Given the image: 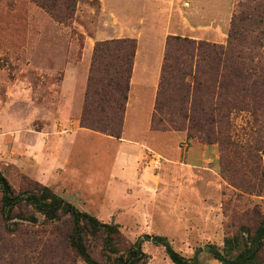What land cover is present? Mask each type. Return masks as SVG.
<instances>
[{
    "label": "rangeland",
    "instance_id": "obj_1",
    "mask_svg": "<svg viewBox=\"0 0 264 264\" xmlns=\"http://www.w3.org/2000/svg\"><path fill=\"white\" fill-rule=\"evenodd\" d=\"M72 10L67 17L36 0H0V174L15 192L48 186L101 222L116 224L131 244L143 238L146 264H173L151 240L157 236L195 264H223L215 254L234 256L264 218V140L256 143L259 127L249 113H232V141L262 146L256 151L262 174L248 145L224 152L186 130L152 127L150 108L140 106L134 91L121 138L86 128L74 133L68 124L78 119L80 127L97 42L133 38L142 65L149 75L159 70L160 78L167 37L226 46L234 16L249 17L236 21L247 35L236 46L257 50L253 36L264 31V0H77ZM64 141L71 142L67 162L55 167L51 153ZM153 157L160 158L158 168ZM1 190L0 181V199ZM36 216L37 223L14 217L20 223L15 233L0 219V264H85Z\"/></svg>",
    "mask_w": 264,
    "mask_h": 264
},
{
    "label": "trees",
    "instance_id": "obj_2",
    "mask_svg": "<svg viewBox=\"0 0 264 264\" xmlns=\"http://www.w3.org/2000/svg\"><path fill=\"white\" fill-rule=\"evenodd\" d=\"M36 1L50 13L59 11L68 17L77 0ZM248 18L246 15L232 18L226 46L188 36L167 37L151 126L167 125L174 130H186L190 138L217 143L224 152L248 145L247 155L254 158L257 174H262L258 165L262 146L238 145L231 135V115L240 110L249 113L258 124L256 143L264 140V125L259 122H264V64L261 63L264 31L253 36V41L259 45L257 50L240 49L235 44L238 39L247 37L246 32L238 30L236 21L243 23ZM135 52L136 42L129 37L96 43L80 127L121 138ZM0 181V219L7 232L15 233L20 227L19 222L11 221L14 217L37 223L36 213H39L44 224L50 226L55 241L68 244L85 264L147 263L148 255L141 248L143 238L129 243L116 224L101 222L46 185L30 184L15 192L2 174ZM234 239L237 242L236 237ZM151 240L164 246L173 264H195L175 251L166 238L157 236ZM232 241L227 239L226 243ZM214 258L223 264H264V218L258 221L254 234H248L247 241L234 256L215 254Z\"/></svg>",
    "mask_w": 264,
    "mask_h": 264
},
{
    "label": "crops",
    "instance_id": "obj_3",
    "mask_svg": "<svg viewBox=\"0 0 264 264\" xmlns=\"http://www.w3.org/2000/svg\"><path fill=\"white\" fill-rule=\"evenodd\" d=\"M139 55H140L139 51H136L133 70H132V76H131V80H130V90H129V94H128V101H127L125 116L127 114L128 107H129V97H130L132 91H134L136 101L138 103L140 102V106H141L142 101H143V106L144 105L149 106V108H150V119H151L152 113L154 111V101H155V96H156V92H157V88H158L159 74L160 73H159V70H155L154 74L149 75L148 70L146 68L147 65L146 66L142 65V63L140 62ZM136 71L138 72V87H136V89H133V87L135 85V73H136ZM142 96L144 99L146 97L145 103H144V99H142V100L140 99ZM143 106H142V108H143ZM150 119H149V125H150ZM124 122H125V118H124ZM70 125L72 126L70 130L73 131L74 133L84 130L83 128H80L78 126V119H72V121L69 122L68 127H70ZM70 143L71 142H69V141H67V142L64 141V143L60 146V150H59L58 154H57V150L55 152L51 153L52 154L51 158L53 159L52 164H55V167L61 166L58 160L64 158L63 155L66 154V152H67L66 149H67V147H70V145H71ZM44 146H46V145L40 144V148H42ZM43 153H42V155H43ZM63 160L65 163L67 162L66 158H64ZM211 264H219V263L218 262H211Z\"/></svg>",
    "mask_w": 264,
    "mask_h": 264
},
{
    "label": "built area",
    "instance_id": "obj_4",
    "mask_svg": "<svg viewBox=\"0 0 264 264\" xmlns=\"http://www.w3.org/2000/svg\"><path fill=\"white\" fill-rule=\"evenodd\" d=\"M152 165H153L154 168H158L159 165H160V158L159 157H153Z\"/></svg>",
    "mask_w": 264,
    "mask_h": 264
}]
</instances>
